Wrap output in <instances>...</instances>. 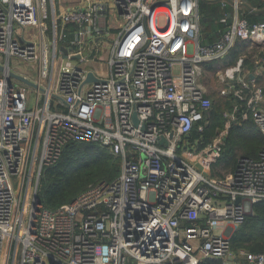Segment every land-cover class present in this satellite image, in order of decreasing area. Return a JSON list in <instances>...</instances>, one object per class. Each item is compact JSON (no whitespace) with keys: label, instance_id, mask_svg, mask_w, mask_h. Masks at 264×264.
I'll use <instances>...</instances> for the list:
<instances>
[{"label":"built area","instance_id":"1","mask_svg":"<svg viewBox=\"0 0 264 264\" xmlns=\"http://www.w3.org/2000/svg\"><path fill=\"white\" fill-rule=\"evenodd\" d=\"M200 1L0 0V264H264V252L232 248L264 201V149L215 174L240 116L264 136V90L237 80L242 60L218 73L236 100L225 128L205 145L190 138L213 105L205 67L264 43V22L220 0L232 23L203 45ZM98 49L109 74L86 84ZM74 142L107 148L119 176L56 210L36 205L44 169Z\"/></svg>","mask_w":264,"mask_h":264},{"label":"trees","instance_id":"2","mask_svg":"<svg viewBox=\"0 0 264 264\" xmlns=\"http://www.w3.org/2000/svg\"><path fill=\"white\" fill-rule=\"evenodd\" d=\"M264 8L263 0H243L240 13L242 18L253 25L264 22V13L250 14V8ZM232 4L223 7L220 0H201L200 14L202 37L201 43L209 45L221 37L227 25L232 23ZM206 120L202 123L204 131H193L191 140L202 139L208 144L225 128L226 118L223 107L214 103ZM227 105L229 111L236 102L230 95ZM224 99V98H223ZM264 149V136L252 119L243 121L241 116L232 125L227 137L225 152L219 164L226 162L235 169L238 164V152L249 158H258ZM121 172V159L113 155L107 148L90 143H70L65 148L61 159L53 166L45 168L42 174L38 193L40 203L49 210H56L63 205L72 203L81 193L91 186L103 181L115 180ZM232 248L238 253L264 252V201L253 207V214L248 216L232 237ZM201 264H222L217 260H206Z\"/></svg>","mask_w":264,"mask_h":264},{"label":"crops","instance_id":"3","mask_svg":"<svg viewBox=\"0 0 264 264\" xmlns=\"http://www.w3.org/2000/svg\"><path fill=\"white\" fill-rule=\"evenodd\" d=\"M63 1L66 4L79 5L82 0H63ZM263 2H264V0H263ZM253 13H264V8L259 9L257 7H251L250 8V14H253ZM230 17H231V15H230ZM201 37H202V33L200 36V41H201ZM248 49H250L253 54L252 53L247 54L246 51ZM263 56H264V43L263 42L241 41L236 45V47L233 49L231 54L227 58H225L223 61H221L220 63L210 64V65L206 66L204 69V76L206 74L208 76V73H211V72H213L215 74L217 73V80H218V73L220 71H224L229 67H235L242 60L243 63L241 66V73L236 76L237 80L239 81V79H245L246 78L247 81H249L252 86L261 87L264 90V72H260V70H263L260 68L261 59L263 58ZM97 65H99L101 67H97ZM87 69L90 71L89 73L92 72L97 77L98 76L99 77L106 76L107 74H109V68L106 66L105 62L101 61V59H98L97 56H96L94 61H92L91 63H89L87 65ZM220 84H221V82H220ZM221 87L222 88H221L220 92H222V89H223L222 84H221ZM206 90L208 92V96L211 97L209 95L208 87L206 88ZM259 106L261 109H264V101L261 102L259 104ZM240 157H244V156L242 155ZM223 166L225 168H227L228 174L219 175L220 170H221V172L223 171ZM234 171H235V168L233 166H229V164H226V162H223V163L218 165V167L215 170V174L218 177H223V176H227L229 174H232Z\"/></svg>","mask_w":264,"mask_h":264},{"label":"rangeland","instance_id":"4","mask_svg":"<svg viewBox=\"0 0 264 264\" xmlns=\"http://www.w3.org/2000/svg\"><path fill=\"white\" fill-rule=\"evenodd\" d=\"M60 3L62 2V6L64 7V8H68V7H70L71 5L70 4H66V3H64L63 2V0H58ZM161 11H164L165 9H163V8H161L160 9ZM113 13H115L114 11L112 12V14H111V17H110V20L112 21V20H114L115 19V17H114V14ZM202 29H203V26L201 25V33H202ZM101 51V49H98L97 51H96V54L94 55L95 57H96V55L99 53ZM246 53L247 54H249V53H252L251 52V50L250 49H248L247 51H246ZM253 54V53H252ZM105 56H106V53H105ZM105 56H104V58H105ZM16 61H14V63H15ZM100 65V64H99ZM99 65H97V67H101V66H99ZM21 68L22 69H26V70H29V67L26 65V64H24V63H22L21 64ZM219 70V69H218ZM220 71V70H219ZM177 73H178V70H177ZM218 80H219V78H218ZM217 80V73L215 74V73H213V72H211V73H208V76H207V74L203 77V85L205 86V88H207L208 87V90H209V95L210 96H212V95H214V103H216L217 105H219L220 107H223L224 108V110L226 111V113H228V112H231V111H229V110H227L228 109V107H227V105L226 104H228V102H229V99L230 98H227V97H229V96H223L222 94H221V84H220V82ZM205 82V83H204ZM29 96L31 97V99L32 100H35V94H34V91H30V93H29ZM224 99H223V98ZM235 105V102L233 103V106ZM238 152V159L239 158H241L240 156H242V152L241 151H237ZM228 170H227V168H225L224 166H223V171L221 172V170H220V172H219V175H226V174H228V172H227ZM42 179V178H41Z\"/></svg>","mask_w":264,"mask_h":264},{"label":"water","instance_id":"5","mask_svg":"<svg viewBox=\"0 0 264 264\" xmlns=\"http://www.w3.org/2000/svg\"><path fill=\"white\" fill-rule=\"evenodd\" d=\"M62 51L67 54V51L63 48ZM0 69H2V67L0 66ZM11 76L18 79L19 81L23 82L24 84H26L27 86L29 87H33V88H36L37 86L32 83L30 80L26 79L25 77H22V76H19V75H16L14 73H11ZM98 78L94 75V73H89L88 75V78H87V81H86V84H90V83H96L98 82ZM135 121H136V117H135ZM137 123V122H136ZM35 204L38 205L40 204V200L39 198H37L35 200Z\"/></svg>","mask_w":264,"mask_h":264}]
</instances>
